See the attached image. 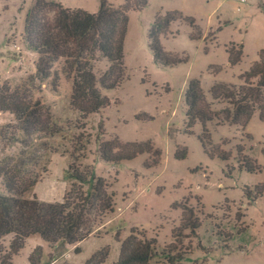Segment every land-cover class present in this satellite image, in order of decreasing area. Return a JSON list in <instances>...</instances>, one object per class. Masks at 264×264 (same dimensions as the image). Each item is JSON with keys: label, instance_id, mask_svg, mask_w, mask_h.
<instances>
[{"label": "rangeland", "instance_id": "rangeland-1", "mask_svg": "<svg viewBox=\"0 0 264 264\" xmlns=\"http://www.w3.org/2000/svg\"><path fill=\"white\" fill-rule=\"evenodd\" d=\"M46 1L97 13L103 0ZM37 2L0 0V97L10 88L11 93L19 91L15 101L21 104L40 102L22 122L0 111V172L17 165L35 171L42 179L32 193L41 202L55 203L63 202L77 183L70 176L77 169L76 175L103 179L112 203L101 217H96L100 204L86 215L82 232L87 239L77 245H51L31 237L15 255L10 249L15 237H5L0 240V264H117L133 230L155 239L159 253L182 234L181 248L189 251L182 264H264V188L257 189L264 187L261 111L255 110L246 127L223 122V114L206 125L197 120L189 127L186 103L187 89L198 80L215 112L230 108L215 102L211 89L219 84L240 87L241 75L264 51V0H149L143 9L130 11L123 78L118 87L102 90L108 103L86 118L70 104L71 83L62 73L60 57L43 65L47 78L40 75V56L30 48L25 33ZM107 2L115 8L123 5L121 0ZM175 10L194 18L203 39L192 38L189 23L173 24V34L162 38V45L185 62L161 67L149 50V33L159 13ZM55 15L47 5L35 14L41 22L54 21ZM232 45L243 51L241 62L234 66L227 51ZM110 65L97 58L98 79ZM18 123H41L40 128L50 132L32 129L26 136ZM51 131L54 137H48ZM115 138L122 143H150L154 151L107 163L100 154L101 142ZM184 148L187 157L178 160L175 156ZM226 153L230 156L225 159ZM241 153L255 160L260 172L241 167ZM92 185L90 179L84 189L89 191ZM0 192L4 193L2 187ZM184 206L198 218L195 235L190 228L182 230ZM229 233L234 235L230 240ZM151 264L160 263L155 259Z\"/></svg>", "mask_w": 264, "mask_h": 264}, {"label": "trees", "instance_id": "trees-1", "mask_svg": "<svg viewBox=\"0 0 264 264\" xmlns=\"http://www.w3.org/2000/svg\"><path fill=\"white\" fill-rule=\"evenodd\" d=\"M121 1L123 5L115 8L107 0H103L97 13H89L81 9L66 8L60 3L38 0L27 19L26 40L30 48L40 56L38 68L40 75H44L43 79L47 78L43 65L48 59L60 57L63 62L62 73L71 83L70 104L84 118L100 112L108 103L102 90H111L119 86L125 70L124 43L129 12L141 10L149 3V0ZM44 5L51 7L56 13L54 21L37 20L35 14ZM184 22L194 28L193 39H203L202 34L197 32L194 18L185 16L181 11H169L156 16L149 33V50L158 66L173 67L185 62V59L180 58L179 55L166 52L162 45V38L173 34L172 25ZM227 51L231 66L241 62L243 57L241 47L238 49L236 45H232ZM98 57L107 59L111 64L99 79L94 70V63ZM240 79L243 83L240 87L219 84L211 89L215 102H225L230 105V108L223 112H215L212 109V104L207 102L200 82L193 81L186 92L189 127H192L197 120L206 125L215 118L220 119L221 114L224 115L223 122L246 127L256 109L261 111L260 117L264 122V51L259 53V59L249 71L241 75ZM52 86L55 88L54 81ZM7 89L0 97V111L12 113L18 122L27 120L40 102L37 101L33 106L29 103L21 104L15 101L19 91L16 89L11 93L10 88ZM18 124L20 131L26 136L32 134V129L38 130L39 133L45 132L46 129L50 132L48 127L40 128L41 123ZM50 136H55L53 131L48 137ZM205 137H209L208 133ZM153 151L150 143H122L118 138L101 142L100 146L101 157L107 163L132 160L145 152ZM155 154L158 155L160 152L156 151ZM187 154V149L184 148L179 150L175 157L183 160ZM229 156L226 153L224 158ZM240 156L241 167H245L250 173L260 172V166L255 160L243 156L242 153ZM44 169L47 172V169ZM74 169V165L69 167L71 172ZM74 171L76 173L77 169ZM34 172L25 170L23 165L15 166L12 171L0 172L2 178L0 187L4 192H0V240L13 235L15 238L10 249L15 255L23 248V243L31 237H41L51 245H77L86 240L87 234L82 232L86 215L99 204V215L96 217H101L102 213L111 207L112 201L108 200L105 190L107 185L104 184V180L96 179L94 175L87 177L82 174H71V178L77 183L66 192L63 202L44 203L32 193L33 188L42 179L41 175ZM90 179L93 180L94 185L86 191L84 187ZM258 188L264 187L258 186ZM250 192V188H246L248 196ZM195 216L192 209L184 206L182 230L190 228L193 234H196L199 221ZM89 232V235L92 234V231ZM233 236L230 233L226 234V239L230 240ZM182 237V234L175 235L176 243L167 245L159 253L155 239H147L144 232L133 230L131 236L122 245L117 264H151L155 259L160 264H182L185 255L189 253L181 248ZM13 253L11 254L14 255Z\"/></svg>", "mask_w": 264, "mask_h": 264}, {"label": "built area", "instance_id": "built-area-1", "mask_svg": "<svg viewBox=\"0 0 264 264\" xmlns=\"http://www.w3.org/2000/svg\"><path fill=\"white\" fill-rule=\"evenodd\" d=\"M246 0H243V2H245Z\"/></svg>", "mask_w": 264, "mask_h": 264}]
</instances>
